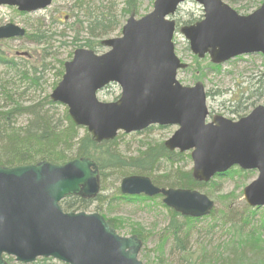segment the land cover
Listing matches in <instances>:
<instances>
[{
    "label": "water",
    "instance_id": "obj_1",
    "mask_svg": "<svg viewBox=\"0 0 264 264\" xmlns=\"http://www.w3.org/2000/svg\"><path fill=\"white\" fill-rule=\"evenodd\" d=\"M52 1L0 0V5L34 12ZM184 1L155 0L153 10L142 17L132 13L121 36L102 41L109 48L103 53L77 48L50 97L66 105L75 124L86 127L97 142L153 124L177 125L164 145L191 151L195 179L208 182L234 165L257 170L244 196L251 206H262L264 104L239 120L217 114L207 121L204 83L184 85L177 77L188 64L176 54L177 23L171 16ZM195 1L203 5L204 18L180 28L194 54L200 58L208 54L214 63L247 53L264 55V1L249 14L239 13L224 0ZM25 35L26 29L18 24L0 26V40ZM110 83L120 85L121 95L116 101H101L97 94ZM100 189V168L88 156L64 164L42 160L0 165V264H9L6 256L25 264L39 257L68 264H143L139 259L143 241L138 235H120L98 212H69L61 205L69 194L94 198ZM121 191L161 194L167 206L194 217L209 214L215 205L197 189L158 186L142 174L125 176Z\"/></svg>",
    "mask_w": 264,
    "mask_h": 264
},
{
    "label": "rangeland",
    "instance_id": "obj_2",
    "mask_svg": "<svg viewBox=\"0 0 264 264\" xmlns=\"http://www.w3.org/2000/svg\"><path fill=\"white\" fill-rule=\"evenodd\" d=\"M225 1L241 14L253 12L262 3V0ZM126 2L127 0H53L50 6L28 13L19 11L17 7L0 6V26L12 22L24 27L27 31L25 37L0 40V48L5 49L7 56L15 57L19 63L16 69L0 64V81H10L13 93H20L29 84L27 75L37 76L41 78V89L38 88L35 91L32 90L33 88L26 89L24 100L30 102L29 100L37 99L40 95H50L62 80L65 72L64 64L73 58L74 50L84 46L87 39H96L82 29V23L87 24V21L101 12L120 15L122 9L127 7ZM137 5L138 8L133 13L136 17H140L153 10L154 0H137ZM130 14L122 18V25ZM204 14L201 4L195 0H186L181 3L173 16L177 22L174 36L175 51L181 60L188 64L186 68L179 70L178 79L185 85H194L197 81L204 83L210 111L208 120H212L217 114L238 120L250 113L257 105L264 104L263 97L256 101L254 107H246L250 89L258 88L264 79V56L261 53L244 54L219 64V69L213 66L217 64L211 62L209 55L204 58L197 57L180 28L203 19ZM37 33H44L46 37L40 41L31 40L28 37ZM121 33L122 26L101 37V40L118 37ZM95 50L103 53L108 48L103 46ZM120 94V85L111 83L98 92V97L102 101L112 102L117 100ZM242 94L246 97L243 102ZM3 98L4 95L0 93L1 104L5 103ZM177 127V125L162 127L154 125L134 133L120 132V135H123L117 136L118 146L126 155H135L150 145L164 143ZM183 153L189 155V158L186 156L180 165H186V168L192 169L193 160L190 151ZM245 171H248V174L234 173L231 176L216 177L213 183L208 182L209 186L198 188L215 201V206L210 214L200 217L198 227L187 241L188 248H192L191 251L198 250L194 258L185 257L188 259L186 260L188 264L195 261L196 257V261H199L205 248L207 252L216 249L217 254L220 248L224 251L223 256L226 257L227 251H230L228 244L239 237L238 230L247 233L255 227H261L257 230L261 231L263 237L261 260L255 262L264 264V206H250L244 197V188L257 178L258 172ZM163 173L165 170L155 174ZM120 184L121 179H117L113 174H109L105 182L101 180L100 199L95 200L91 208L86 211L98 212L106 219L115 218L120 225V228L116 229L120 235L130 236L135 234V230L142 229L145 239H143L139 258L143 264H183L182 253L176 250L172 252V237L165 244L160 243L162 233L171 219L169 209L161 204L162 196L145 201L114 200L113 203L107 204L113 197L122 193ZM247 216L249 221L244 220ZM213 225L215 227L211 228ZM241 225L242 228L237 229ZM49 263L68 264L55 258Z\"/></svg>",
    "mask_w": 264,
    "mask_h": 264
},
{
    "label": "trees",
    "instance_id": "obj_3",
    "mask_svg": "<svg viewBox=\"0 0 264 264\" xmlns=\"http://www.w3.org/2000/svg\"><path fill=\"white\" fill-rule=\"evenodd\" d=\"M126 5L127 7L122 9L120 15L101 12L87 21V24L83 22L82 29L86 30L90 37L96 38L87 39L84 46L94 49L103 47L101 37L121 27L123 24L122 18L138 8L137 0H127ZM28 37L31 40L40 41L46 35L37 33L28 35ZM0 64L12 69H16L19 65L15 57L9 58L3 48H0ZM213 66L219 69V65ZM27 80L29 84L26 89L33 88L34 91L38 88L41 89L40 77H29L27 75ZM26 89L20 93H13L10 81H0V93L4 95L3 99L5 100L4 104L0 103V165L13 167L33 164L42 160L63 164L77 157L89 156L97 162L100 168L101 180L104 182L109 174H113L117 179H122L130 174H142L151 176L154 183L160 186L199 189L209 186V183H213L216 177L231 176L234 173L248 174V171L234 166L224 173L216 174L209 183L199 181L194 178L192 169L186 168V165H180V162L186 156L189 158V155L179 151H170L164 146L163 142L150 145L138 154L126 155L118 146V137L102 142L95 141L85 127L78 126L73 122L67 107L54 102L49 94L40 95L37 99L27 102L24 100V95L27 93ZM250 91L251 93L246 99V107H254L256 101L264 97V79H262L258 88L250 89ZM241 98L243 102L246 97L242 94ZM163 166H165V169H163ZM164 170L165 173L163 174H155ZM250 171L253 172L254 170ZM157 197L121 193L109 200L107 204L113 203L114 200L133 202L153 200ZM97 199H100V194L94 199L71 194L63 199L62 206L66 211H86L91 208ZM161 204L169 209L171 219L168 227L162 233L160 243L163 245L172 237V252L175 250L180 251L182 253V263L188 264V259L185 257L191 256L194 258V254L198 250L191 251L192 248H188L187 241L198 227L197 223L201 218L180 216L182 214L169 208L164 203ZM244 220L249 221V216L245 217ZM108 221L116 229L120 228L115 218H110ZM214 225L211 228L215 227ZM241 228L242 225L237 227V229ZM257 228L261 227H255L247 233L238 230L239 237L228 244L230 251H227L226 257L223 256L224 251H221L220 248H218V254L216 249L207 252L205 248L199 261H196V257L195 261H191L190 264H256L255 261L261 260L263 251L262 233ZM135 233L142 240L145 239L142 229L135 230ZM52 259L51 257H41L29 264H50L49 262ZM8 261L10 264H24L15 262L13 257H8Z\"/></svg>",
    "mask_w": 264,
    "mask_h": 264
}]
</instances>
